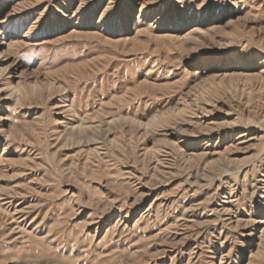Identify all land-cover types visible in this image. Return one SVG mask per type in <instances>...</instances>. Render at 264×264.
Wrapping results in <instances>:
<instances>
[{"label":"rangeland","instance_id":"obj_1","mask_svg":"<svg viewBox=\"0 0 264 264\" xmlns=\"http://www.w3.org/2000/svg\"><path fill=\"white\" fill-rule=\"evenodd\" d=\"M0 264H264V0H0Z\"/></svg>","mask_w":264,"mask_h":264}]
</instances>
